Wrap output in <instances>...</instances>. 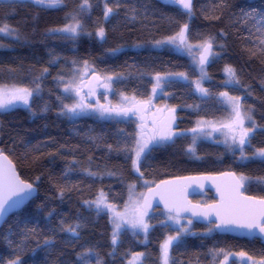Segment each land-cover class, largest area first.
Masks as SVG:
<instances>
[{
	"label": "trees",
	"instance_id": "obj_1",
	"mask_svg": "<svg viewBox=\"0 0 264 264\" xmlns=\"http://www.w3.org/2000/svg\"><path fill=\"white\" fill-rule=\"evenodd\" d=\"M82 3L64 0L57 7H45L31 0L0 1V26L6 23L16 30L0 36V88L33 90L28 105L0 111V153L38 189L37 196L0 229V264L17 258L21 264H131L135 257H141L139 264H162L163 242L182 232L181 226H188L186 219L173 226L168 215L155 210L148 214L146 238L124 230L113 244L110 215L89 205L104 194L111 206L122 208L132 186L145 191L144 181L154 185L176 177L231 171L245 178L247 195L264 198V160L254 156L264 148V24L260 23L264 0H194L190 14L166 0H89L91 7L81 8ZM105 3L113 8L107 19ZM73 16L81 24L79 35L53 31L71 23ZM185 24L190 55L166 44L170 38L177 40ZM100 28L104 40L95 36ZM209 42L214 58L205 67L208 94L200 97L192 84L201 76L193 55ZM84 63L97 74L116 78L112 82L116 99H148L157 74L188 76L166 81L160 97L175 109L178 135L152 146L142 156L139 172L133 168L138 131L134 119L68 114L65 105L73 99L64 88ZM227 68L235 71L239 83H226ZM224 92L243 97L244 112L251 110L255 130L245 145L247 159L241 158L239 146L229 137L222 142L201 140L192 147V129L199 122L224 123L232 118ZM251 124L248 121L247 127ZM197 199L213 201L211 193ZM240 252L259 260L264 245L192 223L171 246L169 264H223L225 254L236 255L230 264H251L240 258ZM81 254L83 259L78 258Z\"/></svg>",
	"mask_w": 264,
	"mask_h": 264
},
{
	"label": "snow or ice",
	"instance_id": "obj_2",
	"mask_svg": "<svg viewBox=\"0 0 264 264\" xmlns=\"http://www.w3.org/2000/svg\"><path fill=\"white\" fill-rule=\"evenodd\" d=\"M31 2L45 7H57L62 5L64 0H31ZM177 2L182 6L183 9L191 13L192 0H177ZM85 6L91 7L89 0H83V3L80 5L81 8H84ZM112 12L113 8L108 7L107 3H105L104 18L107 19ZM72 19L73 23H69L65 27L54 29L53 31L71 33L73 34V37L79 35L81 24L76 21L74 16ZM260 23L264 24V16L261 17ZM187 27V24H185L183 29L178 33L181 44L184 43ZM15 31V29L11 28L6 23L0 26V34H12ZM88 35H91V33H88ZM97 35L101 40H104V29L100 28L97 32ZM175 41L176 38L173 37L167 42L175 43ZM261 44H264V39L261 40ZM210 50L211 43L209 42L205 51H207L210 55H214ZM261 51L264 52V49ZM207 62V57L205 56H202L199 61L202 77L206 75L204 64ZM85 68H87V65H85ZM226 71L230 76L229 81H226V83H231L233 81L239 83V80L236 78L235 71L233 69L227 68ZM174 75L185 80L188 79V76L185 73H176ZM92 79L96 80L97 84L92 85L91 81H88L87 92H84L83 84H77L74 88L71 85L64 88L65 92L74 91L75 96L78 97V100L70 106L65 105L67 112L74 115H79L81 113L94 111L98 112L101 116L108 115L117 117H128L137 114H143L147 110L148 106L152 104V98L156 96L157 91H163L165 89L164 82L167 81L169 77L160 76L159 74L155 76V84L152 87L151 96L148 100H136V98L133 97L131 102L117 106L100 105L99 101H97L96 107L89 103V98L96 95V87H103L105 90L110 91L112 89V81L114 77L106 76L103 82H101L98 75H94ZM196 87L204 95L208 94V90L201 86L200 81H196ZM35 91L38 92L39 87H37ZM32 95L33 90H30L26 87H13L11 90H8L7 88H0V109H5L17 101L28 105ZM221 95L227 97L229 100L233 114L232 119L228 123L224 124L223 127L227 128L231 134L232 144L239 146L241 150V158L247 159L248 157L244 153L245 145L246 143L250 144V133L255 130V122L252 120V116L250 114L251 110L248 112L241 111L242 105L240 103V97L228 96L227 92L221 93ZM124 99L128 100V97H124ZM169 112L174 113L175 109H170ZM246 119L252 121V124L249 127H245ZM152 123L153 127L151 132H147L145 130V125L141 123L139 125V139L134 141L135 147L132 149L135 152L133 168L137 172H139L140 159L145 154L146 150L149 149L150 144H159L160 142L171 141L175 136H177V132L174 131L172 127L174 123V117L171 115L160 122L154 120ZM203 123L205 122H199L198 127L192 129V131L204 133V129L199 127V124ZM218 130L219 129L213 128V131ZM206 135L210 136L211 132L206 133ZM189 150L191 151L192 149ZM254 156L264 160V148L257 149ZM0 159L7 161V166L0 164V219H3L5 214L11 208L17 207L23 203V201L28 199L29 196L36 191V189L31 183H26L24 180L20 179L11 165V162L8 161V158L3 156L2 153H0ZM228 175L235 177L234 173H229ZM244 179L245 178L243 176H241L239 179H235L233 184L226 189L227 195H222V203L219 206H208L209 210L207 211L197 210L189 205L186 196L184 195L183 186L179 184L172 185L171 182L164 181L163 186L157 185L154 189L150 188L147 195L141 193V200L133 205L131 213H126L121 217L120 222L116 223V228L119 230L123 224H127L133 229H140L147 233L149 224L146 222L145 218L152 208L153 201L158 198L159 202L164 204L165 208L170 214L169 219L175 220L176 223H180L179 217L182 212L190 211L193 216H201L204 218L215 216L216 221H218V223L213 222L215 223L216 228L228 229L230 226H236L242 229H247L250 234H255L257 230L259 233L264 234V198L256 199L255 197L251 196H243L240 192V189L244 187V184L241 182ZM93 203H96L97 207L100 206L99 201H94ZM105 206L107 207V205ZM188 223L191 224L192 221L189 220ZM181 227L184 232H188L187 228H183V226ZM69 231H71V229H69ZM178 238L179 231L177 236H169L162 245V264H169L170 246L172 241L177 240ZM116 239V233H113V244L116 243ZM140 255L143 256V253ZM17 256H19L18 251ZM239 256L242 260L246 259L247 261L251 262V264H264V257L259 260H253V257L248 256L244 252H240ZM78 258L83 259V255H79ZM227 261L228 255L225 254V264H227ZM9 264H21V260L17 258L10 261ZM85 264H89V262L86 261Z\"/></svg>",
	"mask_w": 264,
	"mask_h": 264
},
{
	"label": "rangeland",
	"instance_id": "obj_3",
	"mask_svg": "<svg viewBox=\"0 0 264 264\" xmlns=\"http://www.w3.org/2000/svg\"><path fill=\"white\" fill-rule=\"evenodd\" d=\"M0 1H7V2H10V1H13V0H0ZM166 1H167V2H170V3H174V2L178 3L176 0H166ZM71 23H73V21H72ZM60 33L66 34V35H68V36H73V34H71V33H64V32H60ZM7 35H8L7 33H5V34H0V36H5V37H6ZM95 36H96V38H97L98 40H101V39L98 37L97 33H96ZM85 65H87V68H85ZM204 69H205V68H204ZM205 71H206V69H205ZM93 74H97V72H96V71H95V70H94L89 64L84 63L81 67H79V68L76 70V72H75L73 78H72V79L66 84L65 87H68L69 85H71V86L74 88L77 84H83L84 87H85V85H86L88 79H89ZM200 74H201V71H200ZM99 75H100V74H99ZM100 76L102 77V79H103V81H104V78H105L106 76H103V75H100ZM162 76H168L169 79H168L167 81H171V80H185V79H182V78L177 77V76H175V75H162ZM81 78H82V79H81ZM115 79H116V78L114 77L113 81H114ZM206 79H207V72H206V75H205V76L202 77V74H201V76H200L199 79H197V80H195L194 82H192L193 87H194V90H195V93H196L197 95H199L200 97H204L205 95H204L203 93H201V92L197 89V87H196V81H200L201 86H202L203 88H205V86H204V82L206 81ZM113 81H112V82H113ZM165 82H166V81H165ZM165 82H164V83H165ZM154 84H155V77H154ZM1 88H7L8 90H11L13 87H1ZM66 94H68V95H70V96L72 97V99H73V100H72L73 103L76 102V101L78 100V97L75 96L74 91L66 92ZM150 96H151V95H150ZM162 96H163V91L158 90L156 96L152 98V104H151L150 106H148V109H149L148 112L150 113V115H153L156 111L159 110V111L163 112L165 115H168V114H169V115L173 116L174 113H170V112H169V110L172 109V108H170L168 105H165V104L160 100V97H162ZM124 97H128V96H120V97H118V99H116V98L113 96V88H112L110 91H108V90H105L103 87H100V89H99V91H98V94H97V101H99V104H100V105H106V106H117V105H122V104L129 103V102H131V100H132V98H133V97H128V100H125ZM225 98H226L227 105H228L229 108L231 109V104H230L229 100L227 99V97H225ZM148 99H149V98H148ZM148 99H146V100H148ZM136 100H140V99H136ZM73 103H72V104H73ZM89 103H91L94 107L97 106V102H94L93 99H92V97L89 98ZM22 104H23L22 102L17 101V102H15L14 104L9 105V106H8L7 108H5V109H0V111H1V110L16 109L18 106H21ZM231 113H232V109H231ZM68 114H69L71 117H73V118L90 115V116H94V117H96V118H98V119H101V120H130V119H134V120L137 122V124H138V127H137V128H138V131H137V139H139L138 133L140 132V127H139V125L141 124L142 114H137V115L128 116V117H117V116H108V115L101 116L98 112H94V111H90V112H86V113H81V114H79V115H74V114L69 113V112H68ZM232 115H233V114H232ZM248 121H249V120H247V122H248ZM221 123H222V122H221ZM217 124H220V122L218 123V121H217V122H215V123H212V122H211V123H203L200 127H202V128L204 129V133H201V132H193V135H194V136H193V146H192V147L195 148L196 145H197V143L200 142L201 140H208V141L222 142V140H224V139H228V135H227V134H224V133H222V134H215V133H212V132H211V135H210V136L206 135V133L210 132L208 128H209L210 126H212V125H217ZM145 130H146L147 132H150V131H149L150 129H149L148 127L145 128ZM177 135H178V131H177ZM167 142H169V141H167ZM167 142H160L159 144L152 143V144L149 145V149L146 150V152H148L152 146L162 145V144H165V143H167ZM146 152H145V153H146ZM141 158H142V157H141ZM140 160H141V159H140ZM139 163H140V162H139ZM136 172H137V171H136ZM143 184H144V185H143L144 188H148V187H150V186L152 185V183H151L150 181H144ZM141 193H144V191H143V190H140V191H139V190L137 189L136 186H134V187L132 186V187L130 188V190H129V200H128L127 204H126L124 207H122V208H118V207L116 208V207L111 206V205L108 203V201H107V199H106V197L104 196L103 193H102L103 195L98 196L97 199L95 200V201H99V203H100V206H99V207H97V204H96V203H93L94 201H93V202H90L89 205H91L92 207H94V208H96V209H98V210H100V211L106 212V213H108V214L110 215V217H111V222H112L113 229H114V233H116V237H117L122 231H124V230H130V231L133 232L134 234H141V235H143V236L146 238V236H147V234H148V231L150 230V224H149V222H148V215H147V217L145 218V219H146V222L149 224V228H148L147 233H145L144 231H142V230H140V229H133V228L130 227V225H127V224H123L122 227H121L119 230H117V228H116V223L120 222L121 217L124 216L126 213H131L132 208H133V205H134L136 202H138V201L141 200ZM130 197H131V199H130ZM196 202H198V203H203V201L200 200V199H197ZM105 205H107V207H106ZM179 220H180V223H176L175 220L169 219V215H168L167 222L170 223V224L173 225V226H177V227H179V226H181L183 223H185L183 219H179ZM188 221H189V220H187V223H188ZM192 223H193V222H192ZM192 223H191V224L188 223V226H187V227H183V228H187V229H188V232H189L190 228L192 227ZM185 233H186V232H184L183 230H182V232H179V238H180V236H181L182 234H185ZM177 235H178V233H177L176 235H174V236H177ZM179 238H178L177 240H173L171 246H172L176 241H178ZM167 239H168V238H167ZM167 239H166V240H167ZM166 240H165V241H166ZM165 241H164V242H165ZM164 242H163V244H164ZM163 244H162V245H163ZM171 246H170V248H171ZM161 247H162V246H161ZM234 256H236V255H235V254H232V255H230V256L228 257L227 264H230L231 259L234 258ZM139 263H141V257H135V258L132 260V262H131V264H139ZM129 264H130V263H129ZM223 264H225V261L223 262Z\"/></svg>",
	"mask_w": 264,
	"mask_h": 264
},
{
	"label": "water",
	"instance_id": "obj_4",
	"mask_svg": "<svg viewBox=\"0 0 264 264\" xmlns=\"http://www.w3.org/2000/svg\"><path fill=\"white\" fill-rule=\"evenodd\" d=\"M193 4H194V0H192V8H193ZM179 8L185 13V14H190L187 10L183 9L182 6L178 3ZM192 12V11H191ZM183 29V28H182ZM181 29V30H182ZM187 35H188V27H187V31L185 33V38H184V43L181 44L180 43V38L178 36L177 40H176V44H171V43H166L168 45H172L173 48H179L181 51H183L184 53H187L188 48V44H187ZM207 45L201 47L196 54L193 55L194 59L197 61V63L199 64V61L201 59L202 56L207 57V63L204 64V67H207L211 64L212 59L214 58V55H210L207 51H205L207 49ZM211 53L214 54V46L211 45ZM190 55V54H189ZM200 65V64H199ZM94 75H98V74H93L88 81H91L92 85H96L97 81L93 80L92 77ZM100 77L101 82H103V79L100 75H98ZM88 81L84 87V92H87L88 89ZM100 87H96V95L92 96V99L94 102H97V94L99 91ZM240 103L242 105L243 102V97H240ZM242 112H244L243 110V105H242ZM232 119V118H231ZM230 119V120H231ZM229 120V121H230ZM224 122V123H220L217 125H212L210 126L208 129L210 132H213L215 134H227L229 139L231 140V134L229 133L228 129L223 127L224 124L228 123ZM245 127H247V119L245 120ZM213 128L219 129L218 131H213ZM254 135L253 131L250 133V138H252ZM247 145V143H246ZM3 156H6L8 158V161L11 162V165L13 166L16 174L20 177L16 166L14 165V163L10 160V158L5 154L2 153ZM0 164H3L5 166H7V161H4L2 159H0ZM229 173H234L231 171H226V172H222V173H218V174H199V175H188V176H182V177H176V178H172V179H167V180H163L160 182L155 183L154 185H152L151 187L147 188L144 192L145 195L148 194V190L154 189L155 186L157 185H161L163 186V182L164 181H169L172 183V185H181L183 186L184 189V195L186 196V199L189 203L190 206L194 207L197 210H209L208 206L210 205H217L219 206L222 201H221V197L222 195L226 196L227 192L226 189L231 186L234 182L235 179H239V177L235 174V177L228 175ZM186 178H191V179H186ZM20 179H22L20 177ZM23 180V179H22ZM242 182V181H241ZM28 183V182H26ZM243 183V182H242ZM33 185V184H32ZM33 187L36 189L35 192H33L28 199L24 200L23 203H21L19 206L11 208L6 214L5 217L3 219H0V229L2 228V226L4 225V223L9 219V217H11L12 215L20 212L27 204H29L36 196L38 193V189L35 185H33ZM240 192L243 196H250L247 195L245 193V186L240 189ZM206 193H211L212 197H213V202L208 203V204H202V203H198L196 201H194L195 198L200 197ZM253 197V196H251ZM256 199H260L255 197ZM155 210H161L162 212H164L167 215H170L167 211V209L165 208L164 204L159 202V199L157 198L155 201H153L152 203V208L151 210L148 212V214L152 213ZM174 215V214H172ZM181 219H189L192 220L195 224L198 225H202V226H210L213 225L214 230L217 234L219 235H224V236H231L237 239H245V240H249L252 241L254 239H257L261 242V244L264 245V234L259 233V231L257 230L255 232V234H250L248 232L247 229H242L236 226H230L228 229H221V228H216L215 227V223H218V221H216V217L215 216H211L210 218H204L201 216H193L192 213L189 212H182L180 217ZM215 222V223H213Z\"/></svg>",
	"mask_w": 264,
	"mask_h": 264
},
{
	"label": "flooded vegetation",
	"instance_id": "obj_5",
	"mask_svg": "<svg viewBox=\"0 0 264 264\" xmlns=\"http://www.w3.org/2000/svg\"><path fill=\"white\" fill-rule=\"evenodd\" d=\"M175 50L182 52L179 48H176ZM148 110L149 109L147 108V110L142 114L141 123H143L145 125V128L148 127L150 129L149 131L151 132L152 127H153V123L152 122L154 120H156L157 122H160L161 120L167 118L169 116V114L165 115L163 112L158 110L153 115H150ZM172 117H174V115ZM172 127H173V130L176 131L175 118H174V123H173Z\"/></svg>",
	"mask_w": 264,
	"mask_h": 264
},
{
	"label": "bare ground",
	"instance_id": "obj_6",
	"mask_svg": "<svg viewBox=\"0 0 264 264\" xmlns=\"http://www.w3.org/2000/svg\"><path fill=\"white\" fill-rule=\"evenodd\" d=\"M194 5V4H193Z\"/></svg>",
	"mask_w": 264,
	"mask_h": 264
}]
</instances>
